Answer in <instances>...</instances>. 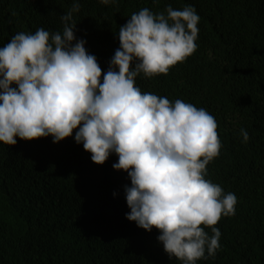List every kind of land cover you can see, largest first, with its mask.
Masks as SVG:
<instances>
[{
  "label": "trees",
  "instance_id": "trees-1",
  "mask_svg": "<svg viewBox=\"0 0 264 264\" xmlns=\"http://www.w3.org/2000/svg\"><path fill=\"white\" fill-rule=\"evenodd\" d=\"M0 264H264V0H0Z\"/></svg>",
  "mask_w": 264,
  "mask_h": 264
},
{
  "label": "clouds",
  "instance_id": "clouds-1",
  "mask_svg": "<svg viewBox=\"0 0 264 264\" xmlns=\"http://www.w3.org/2000/svg\"><path fill=\"white\" fill-rule=\"evenodd\" d=\"M197 47V44L194 42V43H190V45L188 46L189 49H194Z\"/></svg>",
  "mask_w": 264,
  "mask_h": 264
}]
</instances>
